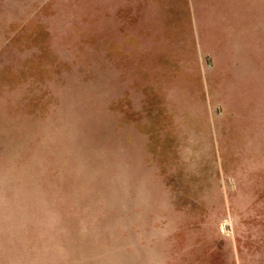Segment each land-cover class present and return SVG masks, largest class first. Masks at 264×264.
<instances>
[{
    "label": "rangeland",
    "instance_id": "1",
    "mask_svg": "<svg viewBox=\"0 0 264 264\" xmlns=\"http://www.w3.org/2000/svg\"><path fill=\"white\" fill-rule=\"evenodd\" d=\"M0 264H264V0H0Z\"/></svg>",
    "mask_w": 264,
    "mask_h": 264
}]
</instances>
